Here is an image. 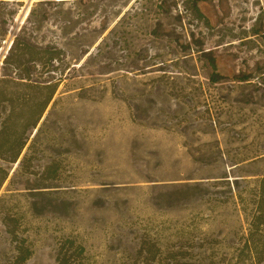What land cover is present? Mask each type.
<instances>
[{
  "label": "rangeland",
  "instance_id": "1",
  "mask_svg": "<svg viewBox=\"0 0 264 264\" xmlns=\"http://www.w3.org/2000/svg\"><path fill=\"white\" fill-rule=\"evenodd\" d=\"M162 1L0 3V62L24 26L74 68L36 145L37 174L56 161L57 180L33 212L19 198L26 264H56L67 239L73 264H264L248 250L264 226L245 217L264 178V0H203L207 27ZM7 248L0 227V264Z\"/></svg>",
  "mask_w": 264,
  "mask_h": 264
},
{
  "label": "trees",
  "instance_id": "2",
  "mask_svg": "<svg viewBox=\"0 0 264 264\" xmlns=\"http://www.w3.org/2000/svg\"><path fill=\"white\" fill-rule=\"evenodd\" d=\"M202 1L185 0L182 6L184 12H189L207 27L208 21L198 7ZM157 6L162 9L165 3L160 0ZM173 7L176 10L177 4L174 3ZM34 12L32 8L28 18H32ZM177 18L181 24L182 18ZM8 21L0 15V49L7 35L4 26ZM37 30L22 26L15 31L0 62V227L8 245L3 253L5 264H26L32 256L23 236L24 215L19 208V198L23 197L27 210L33 212L34 198L47 195L51 182L57 180L59 166L56 161L44 165L37 174L36 164L42 157L38 154H43L44 150H39L36 145L47 123L44 115L49 108L51 114L56 107L59 98L55 97L59 88L74 69L67 61V53L55 42L43 45L33 42ZM204 54L211 71L209 81L218 84L221 78L215 60ZM89 89L81 88L76 98L85 99ZM35 175H39L38 178ZM256 195L257 200L245 217H252V226L258 229L264 226V178L258 183ZM259 238L256 243L252 239V246L248 248L254 258L259 252H264V237ZM143 253L142 245L139 254ZM82 254L83 248L67 239L60 246L55 261L56 264H73V256L81 257ZM146 254L149 262L154 263L155 253L147 251Z\"/></svg>",
  "mask_w": 264,
  "mask_h": 264
},
{
  "label": "bare ground",
  "instance_id": "3",
  "mask_svg": "<svg viewBox=\"0 0 264 264\" xmlns=\"http://www.w3.org/2000/svg\"><path fill=\"white\" fill-rule=\"evenodd\" d=\"M27 11H28V8L25 9L24 13H23V19L27 16Z\"/></svg>",
  "mask_w": 264,
  "mask_h": 264
},
{
  "label": "water",
  "instance_id": "4",
  "mask_svg": "<svg viewBox=\"0 0 264 264\" xmlns=\"http://www.w3.org/2000/svg\"><path fill=\"white\" fill-rule=\"evenodd\" d=\"M28 14H29V11H28ZM28 14H27V16H28ZM27 16H26V17H27Z\"/></svg>",
  "mask_w": 264,
  "mask_h": 264
}]
</instances>
